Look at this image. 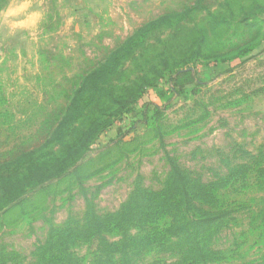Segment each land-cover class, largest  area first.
I'll return each mask as SVG.
<instances>
[{"label": "rangeland", "instance_id": "374dc122", "mask_svg": "<svg viewBox=\"0 0 264 264\" xmlns=\"http://www.w3.org/2000/svg\"><path fill=\"white\" fill-rule=\"evenodd\" d=\"M194 3L33 0L42 12L35 27L10 32L0 25V264H43L44 256L51 264H264V216H255L264 192L254 190L241 214L207 219L214 220L203 233L206 258L178 244L193 216L170 219L148 208L118 229L72 237L64 247L69 260L43 250L62 228L119 211L134 190L145 201L147 192L159 193L175 165L201 184L236 163L259 168L252 162L264 155V10L255 16L259 26L214 27L198 22L202 16L189 11ZM190 19L206 30L212 52L225 53L220 42L226 50L254 49L195 58L182 75H163L64 163L70 162L62 177L52 179L55 171L46 170L36 178L35 169L52 167L53 157L66 155L90 125L66 110L78 80L146 25L150 38L187 47L193 33L178 28ZM146 236L155 241L147 246Z\"/></svg>", "mask_w": 264, "mask_h": 264}, {"label": "trees", "instance_id": "16d2710c", "mask_svg": "<svg viewBox=\"0 0 264 264\" xmlns=\"http://www.w3.org/2000/svg\"><path fill=\"white\" fill-rule=\"evenodd\" d=\"M199 2H202L201 7L204 10L195 9ZM7 3L8 0H0V7ZM259 10H264V0H195L189 9L191 13L202 16L198 22L207 21L209 26L214 27L223 24L259 26L260 20L255 17ZM184 24L185 26H180L178 30L184 27L193 33L191 39L187 41V47L172 44L168 46V38L163 40L162 36L157 34L150 38L149 25H146L139 28L121 46L111 50L104 59L92 66L78 80L69 100L70 106L66 110H72L76 118L90 119V125L82 132L75 144L70 145L66 155L53 157L52 167L35 169L36 178L41 177V173L46 170L51 173L55 171L51 176L52 179L62 177L70 162L64 163L69 161L75 152L92 144L112 121L130 111L139 102L145 88L154 85L163 75L170 73L182 75L186 65L195 58L222 56L233 50L238 51L237 56L240 57L254 49L237 45L233 49L226 50L224 43L220 42L217 47L225 53L217 49L212 52L207 46L206 30L201 26L198 27V23H193L191 19ZM168 26L172 27V24L168 23L165 29H168ZM127 61H130L129 66L126 65ZM253 159V165L260 162L259 168L236 163L227 173L205 184L200 183V177H192L190 172L182 171L175 165L167 178L169 181L167 187L159 193L147 192L145 201L139 199L140 191L134 190L119 211L103 217L92 215L81 227L62 228L56 236L45 241L43 250L48 252L54 249L57 251V259L60 254H64L65 260H69L70 254L64 251V247L72 237L82 235L84 231L99 232L108 227L118 229L126 219L142 217L135 213L148 208V210L156 209L158 212L167 213L165 216H169L170 219H185V216H193L186 224L189 233L178 237V244L184 243L188 248L196 251L200 258H206L210 250L205 247V242L208 240L203 233L209 231L206 226L214 220L207 219L217 216H237L251 207L249 203L252 199L248 201L250 191L264 192V155ZM262 199L263 196L258 198V200ZM255 216H264V208ZM110 224L112 226H109ZM143 240L148 241L147 246L151 241H155L150 236L144 237ZM164 245H167V242H164ZM42 261L43 264L52 263L49 256H44Z\"/></svg>", "mask_w": 264, "mask_h": 264}, {"label": "clouds", "instance_id": "9594fccd", "mask_svg": "<svg viewBox=\"0 0 264 264\" xmlns=\"http://www.w3.org/2000/svg\"><path fill=\"white\" fill-rule=\"evenodd\" d=\"M32 4L33 0H8L5 6L0 7V25H8L10 32L35 27L42 17V12L33 9Z\"/></svg>", "mask_w": 264, "mask_h": 264}]
</instances>
